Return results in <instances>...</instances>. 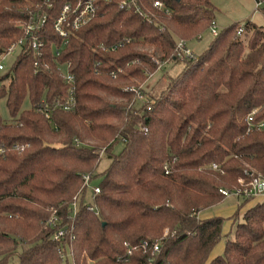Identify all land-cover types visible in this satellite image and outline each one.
I'll use <instances>...</instances> for the list:
<instances>
[{"label": "trees", "instance_id": "1", "mask_svg": "<svg viewBox=\"0 0 264 264\" xmlns=\"http://www.w3.org/2000/svg\"><path fill=\"white\" fill-rule=\"evenodd\" d=\"M35 1L0 0L1 45L20 37L18 8ZM166 2L172 15L154 22L116 1L103 5L67 41L49 24L43 55L17 60L0 89V105L10 112L0 113V264H264L263 199H254L235 238L213 259L226 218L200 219L226 198L221 188L239 187L246 170L264 175V131L247 121L253 110L264 121V25L248 20L222 29L201 56L182 58L184 70L158 96L141 103L151 72L181 59L178 38L200 37L216 21L211 0ZM71 86V109L57 107L49 118L36 110L42 101L67 102ZM104 159L109 164L98 172ZM84 175L101 188L90 203ZM52 207L59 222L49 229ZM128 247L138 248L129 254Z\"/></svg>", "mask_w": 264, "mask_h": 264}, {"label": "built area", "instance_id": "2", "mask_svg": "<svg viewBox=\"0 0 264 264\" xmlns=\"http://www.w3.org/2000/svg\"><path fill=\"white\" fill-rule=\"evenodd\" d=\"M26 1V0H25ZM117 2L121 9H125L132 12L141 18L154 22L163 17H169L172 15L173 10L167 4L166 0H69L64 3L60 8L57 7L55 0H38L32 3H25L18 8L20 17L15 20V24L20 28L21 35L17 39L11 41L7 45L3 46L0 43V73L3 75L0 77V89L3 86H8L11 81V71L13 70L17 60L21 56L27 53H33L36 57L40 58L43 55L44 41L42 36L47 33V27L51 24L54 32L63 40L67 41L69 37L85 25L89 24L93 19L97 17L102 9L103 5H108L113 2ZM257 13L264 16V0H254ZM214 37H216L220 30L216 21H213L210 29ZM242 32L240 29L239 33ZM0 31V41H1ZM116 46L114 47V49ZM175 55L178 58H191L193 53L187 48L186 40L180 39L177 43ZM11 63L10 59L14 58ZM37 65V64H36ZM161 66L159 67V69ZM9 75L6 77L5 75ZM152 74H150V77ZM65 81L73 85L74 77L69 72L64 74ZM74 89L71 86L70 97L67 102H56L51 105L49 102L42 101L37 105L36 110L43 113L46 117H50L53 110L57 107H61L64 110H69L75 105ZM256 110H253L247 118L249 129H257L264 131V121L257 122L255 120ZM147 132V128H143ZM15 148L21 150L24 149V145L16 144ZM5 148H0V153H3ZM217 168V165H214ZM166 173H169L168 167H166ZM92 182L91 175H84V187L88 189ZM239 187L234 190L220 189V193L227 197H237L245 199H263L264 200V175L255 174L248 170L245 171L244 176L238 178ZM101 188L95 185L92 188L93 194L100 193ZM76 200L72 203L74 214L78 211V202ZM89 209L93 210V206H89ZM55 210V215L49 221L50 225L57 226L59 218ZM65 229L59 230L56 235L57 239L65 237ZM169 235L167 229L164 233V237ZM163 237V238H164ZM141 247L146 252L150 243L144 241ZM138 247H128V253L130 254L134 249ZM153 251H160V242H155L153 245Z\"/></svg>", "mask_w": 264, "mask_h": 264}, {"label": "rangeland", "instance_id": "3", "mask_svg": "<svg viewBox=\"0 0 264 264\" xmlns=\"http://www.w3.org/2000/svg\"><path fill=\"white\" fill-rule=\"evenodd\" d=\"M212 3L216 7V13H215V20L218 25V29L221 31L224 28H227L233 24L238 25H245V23L248 20H251L252 22H255L257 24L264 25V16L260 13H257L255 11V1L254 0H211ZM185 39V38H181ZM215 37L211 33L209 29H206L200 37L192 38V39H185L186 40V46L187 48L194 54L195 57L201 56L212 44ZM180 41V38H178L177 42ZM15 57L10 59V62L12 63L14 61ZM161 68L159 69V67ZM185 67V62L183 59H180L178 61H169L159 64L158 70L156 72H151L152 76L150 77L149 81L145 84V87L149 85L148 94H143L142 96H139V102H146L149 101L150 94L158 96L159 93L162 91V88L171 82V79L177 77ZM64 73H66L65 68H63ZM3 75V73H0V77ZM150 93V94H149ZM28 104V102H26ZM139 106V105H138ZM0 113L4 118L10 117L9 109L6 107L5 103H2L0 105ZM123 149V144L120 143L116 148V153H119ZM109 164V161L104 159L98 169V172L104 170L105 167H107ZM97 184V181H92L90 186L88 187L87 193L84 197L85 203L93 202V192L92 188ZM258 202L257 200L248 201L245 204L243 203V199L237 198V197H227L224 200H222L220 203L211 206L204 210L200 214V219L203 218H210L214 216H222L225 219L224 221V237L223 240L217 245L214 252L211 255V259H213L215 256L222 255L225 249L226 240L234 239L238 224L242 223V215L243 213L255 205V203ZM92 206L95 207L94 203H92ZM236 212L240 213V216L237 218H231L233 214ZM55 215V209L52 207L50 208V214L49 217L45 223L46 228H56L58 226H53L49 224V221L52 219V217ZM61 230V229H60ZM57 233L53 236V238L57 241H60V239L56 238ZM214 256V257H213ZM69 262L73 263V257L69 254L68 256Z\"/></svg>", "mask_w": 264, "mask_h": 264}, {"label": "crops", "instance_id": "4", "mask_svg": "<svg viewBox=\"0 0 264 264\" xmlns=\"http://www.w3.org/2000/svg\"><path fill=\"white\" fill-rule=\"evenodd\" d=\"M213 257H214V256H213ZM215 257H217V256H215ZM215 257H214V258H215Z\"/></svg>", "mask_w": 264, "mask_h": 264}]
</instances>
